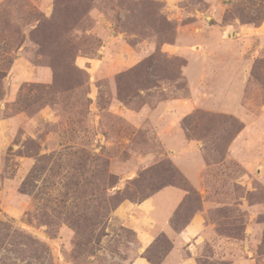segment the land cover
Here are the masks:
<instances>
[{"label": "rangeland", "instance_id": "1", "mask_svg": "<svg viewBox=\"0 0 264 264\" xmlns=\"http://www.w3.org/2000/svg\"><path fill=\"white\" fill-rule=\"evenodd\" d=\"M32 1L0 5V98L16 90L0 117L23 114L0 144V264H133L138 237L115 212L169 185L188 192L175 229L205 218L193 248L199 264H264L260 82V93L250 89L239 101V116L198 109L184 118L187 138L202 143V171L192 182L156 141L155 117L139 113L189 95L186 60L161 48L182 36L195 47V30L178 31L195 18L168 19L160 0H54L48 14ZM188 3L208 17L204 0ZM229 3L224 20L263 21L264 0ZM106 32L157 49L131 69L99 74L85 63L102 57ZM20 59L26 67L11 74ZM254 67L264 83V58ZM38 68L51 71L50 82L18 79ZM171 246L160 237L141 256L159 263Z\"/></svg>", "mask_w": 264, "mask_h": 264}, {"label": "crops", "instance_id": "2", "mask_svg": "<svg viewBox=\"0 0 264 264\" xmlns=\"http://www.w3.org/2000/svg\"><path fill=\"white\" fill-rule=\"evenodd\" d=\"M32 1V0H31ZM35 5L48 14L54 0H33ZM32 1V2H33ZM233 0H204L208 17L188 3V0H160L164 3V13L172 21L189 20L190 24L180 26L178 31H196V46H187L186 41L178 38L176 43L164 44L162 51L186 60L182 74L189 87L187 97L172 96L161 100L156 106H145L139 116L155 117L150 129L156 134V141L163 150L169 152L174 164L184 173L187 179L195 182L199 179L203 162L199 159L202 143L189 140L182 127L185 117L198 109L222 112L239 116L240 104L248 91L260 93V86L253 78L254 63L264 58V18L260 24L243 23L235 16L226 21L225 14ZM3 0H0V5ZM208 19V23L205 21ZM126 34L111 35L110 32L100 34L106 46L101 50L102 57L96 63H85L90 70L102 73L104 68L113 70V75L131 69L152 54L157 45L144 41L137 45H129ZM201 56L207 60H201ZM26 67L22 60H16L11 74ZM14 68H17L15 70ZM20 74L18 79L24 81L50 82L52 73L48 68H38L27 74ZM208 74V79H207ZM113 77H109L112 79ZM208 80V84H207ZM16 81L17 77H16ZM22 82V81H20ZM111 83V82H110ZM114 83V81H113ZM0 98V108L16 99L15 91ZM115 96H112L114 98ZM208 99V105L206 101ZM23 114H15L10 118L0 117V144L5 143L6 135L16 129ZM238 139L235 140V143ZM188 192L177 186H166L156 191L144 201L133 204L123 203L117 208L115 215L121 224L133 230L139 240V254L133 264H199L196 239L204 232L205 218L203 214L195 215L180 231L174 228L173 219L183 204ZM160 237H166L172 244L159 263H154L146 254Z\"/></svg>", "mask_w": 264, "mask_h": 264}, {"label": "trees", "instance_id": "3", "mask_svg": "<svg viewBox=\"0 0 264 264\" xmlns=\"http://www.w3.org/2000/svg\"><path fill=\"white\" fill-rule=\"evenodd\" d=\"M257 67L255 68L254 67V69H253V71H252V75H253V78L259 83L260 82V85L263 87V89H264V83H263V81L261 80V78L258 76V72H257ZM169 186H175V185H169ZM166 187V186H165ZM162 189V188H161ZM160 190V189H159Z\"/></svg>", "mask_w": 264, "mask_h": 264}]
</instances>
